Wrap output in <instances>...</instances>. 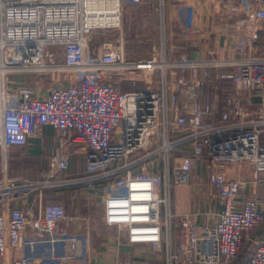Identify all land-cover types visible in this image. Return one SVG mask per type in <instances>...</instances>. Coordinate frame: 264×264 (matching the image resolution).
Returning a JSON list of instances; mask_svg holds the SVG:
<instances>
[{"label":"built area","instance_id":"1","mask_svg":"<svg viewBox=\"0 0 264 264\" xmlns=\"http://www.w3.org/2000/svg\"><path fill=\"white\" fill-rule=\"evenodd\" d=\"M144 1L0 0V152L25 146L45 126L56 137L38 178L2 171L1 264L90 260L91 219L78 215L82 226L69 231L65 205L44 202L65 188L80 187L89 202L101 203L104 224L132 247L135 264H234L248 233L264 222L257 195L264 183V53L257 42L264 0H216L228 19L237 10L247 16L228 33L207 28L216 41L210 51L164 46L160 56L140 58L126 53L121 29L123 7ZM195 10L192 3L178 15L186 38L203 33ZM101 32L107 35L92 46ZM40 71L68 76L42 93L7 79ZM127 81L144 85L124 90ZM76 146L85 152L79 174L71 173ZM196 163L207 173V206L176 214L173 191L192 182ZM247 163L249 178L227 176L226 167ZM246 264H264L260 240Z\"/></svg>","mask_w":264,"mask_h":264},{"label":"crops","instance_id":"2","mask_svg":"<svg viewBox=\"0 0 264 264\" xmlns=\"http://www.w3.org/2000/svg\"><path fill=\"white\" fill-rule=\"evenodd\" d=\"M188 1L192 2L194 0ZM214 5L215 6L213 7V4L210 3H206V5L196 4V10L197 13H200V18L199 20L196 18L195 23L200 26L202 30L206 28L209 29L211 27V32L213 30V33H228L233 28L231 25L233 21L226 20V22L222 24L216 23L217 20L215 21V19L217 18V15L213 12H216L215 7H217V5ZM239 12H242L240 18H245L247 16L246 11L241 10ZM234 18H237V16H234ZM229 25H231L232 28ZM201 36L202 34L199 35V41H202ZM257 36V42L260 45H263L262 52L264 53V24H261ZM206 37V33H204V38ZM211 37L213 38V35H211ZM207 39H210V37ZM212 42L215 45L216 41H214V38ZM198 43L202 44L201 42ZM190 53L192 54L193 51H190ZM55 140L56 137L54 129L51 126H45L40 134L29 137L28 143L25 146L11 147L4 156L0 152V177L2 175V171H4V176H8L10 178H38L41 170L47 163V158L52 153ZM77 151L83 155L84 160L85 152L79 150ZM30 158L31 161L28 160ZM33 160L35 163H32ZM225 169L228 177L241 176L249 178L252 172V166L249 163L246 165H233L230 168L226 167ZM206 176L207 173L204 166L196 163L195 174L192 182L180 185L174 189L172 199L173 211L176 214H181L182 212L194 213L197 209H204L207 206L208 197L206 198V195L203 194V191L207 192ZM251 189L252 187L250 185L243 189L239 199L244 201L248 198ZM82 193L86 195V192H84L81 188H74L72 190L69 189L46 193L45 195L44 202L59 201L65 205L66 212L69 217V219L65 222V225L69 231H76L82 226V218L78 217V215L87 216L91 219V222L93 220L92 216L94 213L90 212V205L92 203L86 200V196H80ZM257 195L264 197V183L257 186ZM31 201V197H28L25 200H22L21 198H14V200L10 202L9 207H21L26 202ZM213 202L215 203V208L220 209L221 205L218 200L214 199ZM1 207L2 205L0 204V209ZM96 212L101 215V205H98ZM197 219L201 220V215H199ZM94 231L95 230L92 231L93 247L91 250L90 260L87 262H84L83 260H68L63 264H135V262L131 260L132 257L130 256L127 247H125L120 240L117 241L114 234L108 232L109 235L108 238H106L107 241H104L106 235H99L100 238H97L96 231ZM257 240H260L264 244V222L248 233L241 245L242 248L239 254L234 260V264H246L249 261L250 255L255 250ZM151 256L156 259L159 258L158 255L153 253ZM159 259L162 260L161 258ZM31 264L40 263L36 260Z\"/></svg>","mask_w":264,"mask_h":264},{"label":"rangeland","instance_id":"3","mask_svg":"<svg viewBox=\"0 0 264 264\" xmlns=\"http://www.w3.org/2000/svg\"><path fill=\"white\" fill-rule=\"evenodd\" d=\"M192 3L194 5L196 4L206 5V3H210L213 4V7L215 6L214 4H216L217 5V7H215L216 8L215 15H217V18L215 19V21L217 20L216 23L222 24L226 22V20H230L233 21L232 26H234V29L236 27H239L234 23L236 20H240V15L242 12H239V10H237L235 11L234 14L237 16V18H234L233 15L232 17L230 16L228 19L226 14L223 12L224 2L219 1L220 4L218 5L216 0H194L192 2L188 0H166L164 6L162 0H145L141 5H136V6L125 5L123 7V22H122L121 31L123 32L125 38L126 53L132 56L143 58V57L152 56L154 53H157V55L160 56L162 51L165 49L164 46L167 48L169 53L170 52L177 53L180 51H185L190 53V51H193L192 54L194 53L199 54L202 53L201 51L205 52L206 50L210 51V49H213L214 48L213 46L214 43L212 42L213 38L210 36V39H207L209 37L208 33L206 32L207 28L204 29L202 27L204 29L201 36L202 41H199L200 39L199 36L197 35L194 36L193 38H186L182 35V32L179 27L180 24L178 21V15L181 14L180 12L181 8L184 7L185 10L186 8L189 7V5H192ZM195 13H196L195 15L196 18L199 20L200 13L198 12L199 13L198 14L197 10H195ZM165 25L166 27L164 29ZM165 32L167 36L166 38L167 44L164 45L163 37ZM204 33H206L207 36L206 38H204ZM104 34L106 36L107 32H101V34L98 35L99 37L97 36L96 39L92 41V46L102 41ZM198 42H201L202 44H199ZM67 76L68 74L66 75V73H62V76L58 78L57 74L52 76V73L49 71H40V72H26V73L8 75L7 79L17 80L16 82H23L28 86L36 89L37 92L42 93L44 90L52 88L57 83L64 81V79ZM131 83L132 82L129 81L125 82L123 84V89L137 90V89H142L144 85V82L142 81H137L136 84L133 83L131 84ZM28 160L31 161V158ZM83 161H84L83 155L78 153L76 146V151H74L73 154V162H72L73 168H71V173L79 174L82 168L81 166L83 164ZM32 163H35V161L33 160ZM79 188L80 187H77L76 189ZM69 189L72 190L74 188H65L64 190H69ZM80 196L83 197L86 195L82 193L80 194ZM98 205H101V203L99 204V201L97 200L92 201V204L90 205V212L94 213L92 216L93 217L92 230L96 231L97 238H100L99 235L102 236L106 235L104 241H107L106 238H108L109 235L108 232L114 234L117 237L116 240L118 241L119 235H117L118 234L117 230L107 227L104 224L101 215L98 214V212H96ZM124 246L127 247L129 253L132 251V247L130 248L129 246L126 245ZM92 247L93 246L91 244L90 251L92 250ZM134 258L135 257L133 255L131 260L135 262Z\"/></svg>","mask_w":264,"mask_h":264},{"label":"bare ground","instance_id":"4","mask_svg":"<svg viewBox=\"0 0 264 264\" xmlns=\"http://www.w3.org/2000/svg\"><path fill=\"white\" fill-rule=\"evenodd\" d=\"M110 22H112V20H110Z\"/></svg>","mask_w":264,"mask_h":264}]
</instances>
